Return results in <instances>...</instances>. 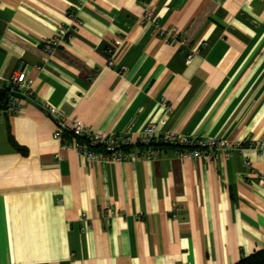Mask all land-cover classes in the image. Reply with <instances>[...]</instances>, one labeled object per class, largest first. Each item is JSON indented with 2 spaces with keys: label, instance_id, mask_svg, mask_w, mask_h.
<instances>
[{
  "label": "crops",
  "instance_id": "1",
  "mask_svg": "<svg viewBox=\"0 0 264 264\" xmlns=\"http://www.w3.org/2000/svg\"><path fill=\"white\" fill-rule=\"evenodd\" d=\"M23 71L22 111L0 123V264H237L264 251V153L211 162L163 145L153 160L89 161L46 111L135 139L155 125L264 140V0H0V86Z\"/></svg>",
  "mask_w": 264,
  "mask_h": 264
},
{
  "label": "built area",
  "instance_id": "2",
  "mask_svg": "<svg viewBox=\"0 0 264 264\" xmlns=\"http://www.w3.org/2000/svg\"><path fill=\"white\" fill-rule=\"evenodd\" d=\"M153 14L146 13L144 19L152 20ZM70 34L66 30V35ZM163 34V33H162ZM169 40L180 41L182 33L173 28L168 34ZM65 44L62 38H53L43 45V52L52 54L57 48ZM193 58L189 57V61ZM111 64H113L111 62ZM0 82L2 79L0 78ZM6 90V101L0 100V123L4 115H18L22 111L23 100L14 94L19 93L27 97L31 86L26 72H19L7 86H0ZM1 98V97H0ZM46 111L58 126L56 138L63 141L64 146L74 147L89 161H113L117 163L135 162L140 160H153L160 154V147L165 145L174 149L181 159H206L211 162H226L235 153H245L252 150L264 153V140L229 141L217 138L195 139L174 131L157 135L155 125L146 126L138 138L128 135H106L90 130L84 123L69 122L68 117L56 108L46 105ZM249 161H247V164ZM264 181V177L261 179ZM111 211L109 215L111 216Z\"/></svg>",
  "mask_w": 264,
  "mask_h": 264
},
{
  "label": "trees",
  "instance_id": "3",
  "mask_svg": "<svg viewBox=\"0 0 264 264\" xmlns=\"http://www.w3.org/2000/svg\"><path fill=\"white\" fill-rule=\"evenodd\" d=\"M2 102L6 101V97H1ZM237 264H264V251L257 252L252 256L241 260Z\"/></svg>",
  "mask_w": 264,
  "mask_h": 264
},
{
  "label": "water",
  "instance_id": "4",
  "mask_svg": "<svg viewBox=\"0 0 264 264\" xmlns=\"http://www.w3.org/2000/svg\"><path fill=\"white\" fill-rule=\"evenodd\" d=\"M5 94H6V90H4V89H0V97L4 96ZM14 95H15L17 98H19V99H22V100H25V99H26L25 96H23V95H21V94H19V93H15Z\"/></svg>",
  "mask_w": 264,
  "mask_h": 264
}]
</instances>
